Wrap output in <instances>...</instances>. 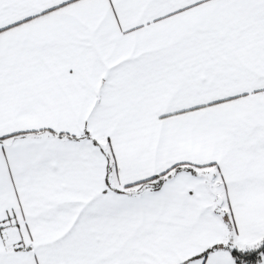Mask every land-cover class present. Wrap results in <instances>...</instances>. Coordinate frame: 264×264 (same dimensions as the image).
Wrapping results in <instances>:
<instances>
[{"label":"snow or ice","instance_id":"snow-or-ice-1","mask_svg":"<svg viewBox=\"0 0 264 264\" xmlns=\"http://www.w3.org/2000/svg\"><path fill=\"white\" fill-rule=\"evenodd\" d=\"M0 264H264V0H0Z\"/></svg>","mask_w":264,"mask_h":264}]
</instances>
